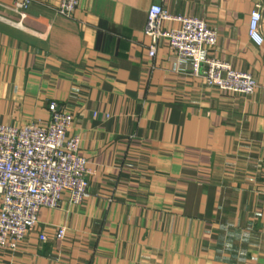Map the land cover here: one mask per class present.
<instances>
[{"label":"crops","instance_id":"obj_1","mask_svg":"<svg viewBox=\"0 0 264 264\" xmlns=\"http://www.w3.org/2000/svg\"><path fill=\"white\" fill-rule=\"evenodd\" d=\"M157 2L80 0L67 18L33 0L28 30L0 20V124L46 123L56 101L93 170L82 204L64 191L0 264H264V43L249 37L264 0L162 2L218 30L209 52L257 79L249 96L208 86L167 40L149 55Z\"/></svg>","mask_w":264,"mask_h":264},{"label":"built area","instance_id":"obj_2","mask_svg":"<svg viewBox=\"0 0 264 264\" xmlns=\"http://www.w3.org/2000/svg\"><path fill=\"white\" fill-rule=\"evenodd\" d=\"M56 13L70 18L80 0H57ZM151 5L145 36L149 55L155 57L161 40L176 50L179 63H188L191 72L203 76L210 87L233 94L252 95L259 88L250 73L235 69L224 59L210 54L219 41L217 29L200 17L170 13L162 3ZM33 0H14L9 8L17 18L0 13V20L21 30H28L25 19ZM0 6L2 4L0 3ZM262 3L251 12L249 37L258 46L264 43L261 31ZM166 21L178 22V28H166ZM46 123L30 122L18 127L0 124V248L16 250L39 223L42 208H59L62 193L70 192V203L81 205L90 185L93 170L80 151V135H70L73 127L67 108L51 102ZM67 227L58 229L64 239ZM41 241L47 236L42 234Z\"/></svg>","mask_w":264,"mask_h":264}]
</instances>
